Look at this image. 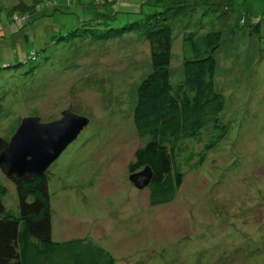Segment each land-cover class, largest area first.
<instances>
[{"label":"rangeland","instance_id":"1","mask_svg":"<svg viewBox=\"0 0 264 264\" xmlns=\"http://www.w3.org/2000/svg\"><path fill=\"white\" fill-rule=\"evenodd\" d=\"M19 1L31 0H0V136L8 141L23 117L57 119L67 103L88 118L44 172L50 238L90 239L114 264H264V0H229L220 15L223 4L206 11L199 3L169 22L170 83L183 76L182 31L221 33L214 88L227 131L163 205H150L126 170L137 144L135 87L150 69L147 43L138 30L91 38L152 6L40 0L36 19L10 24L4 9ZM105 10L113 15L93 18ZM3 176L4 204L15 208Z\"/></svg>","mask_w":264,"mask_h":264},{"label":"trees","instance_id":"2","mask_svg":"<svg viewBox=\"0 0 264 264\" xmlns=\"http://www.w3.org/2000/svg\"><path fill=\"white\" fill-rule=\"evenodd\" d=\"M68 1L64 0L65 3ZM116 1L121 0H90V3L105 8ZM38 2L40 0H31L28 4L19 1L5 8L9 23L36 19L41 14H36V8L40 7ZM54 2L57 3L56 0ZM226 2L229 0H140L139 5L148 4L152 8L141 13L138 20L112 28V33L104 29L91 35L95 40H102L108 35L138 30L147 43L150 69L135 87L131 123L137 144L126 170L129 175L144 167L150 169L151 178L142 187L147 190L150 205L172 201L184 174L199 165L206 152L227 131L226 125L219 121L224 98L214 88V53L220 46L221 33L218 30L182 31L180 52L183 76L170 83L169 22L187 15L186 12L199 3L205 5L206 11H216L223 4L219 15L224 14L228 10ZM56 9L61 8L57 6ZM111 15L112 11L105 10L95 12L93 18ZM255 22L253 20V24ZM68 34L70 37L78 36L72 32ZM0 39H3L1 34ZM6 142L0 136V150ZM188 143L191 146L198 143L199 149L192 151ZM0 171L14 186L16 197L15 208L6 207L3 199L7 188L0 182V264H114L111 254L90 239L54 241L50 238L45 171L40 175H5L2 165Z\"/></svg>","mask_w":264,"mask_h":264},{"label":"water","instance_id":"3","mask_svg":"<svg viewBox=\"0 0 264 264\" xmlns=\"http://www.w3.org/2000/svg\"><path fill=\"white\" fill-rule=\"evenodd\" d=\"M88 123V118L71 110L67 104L57 119L41 121L36 115L23 117L0 150V165L5 175L24 173L40 175L75 139ZM151 171L144 167L128 175V180L141 189L149 182Z\"/></svg>","mask_w":264,"mask_h":264},{"label":"bare ground","instance_id":"4","mask_svg":"<svg viewBox=\"0 0 264 264\" xmlns=\"http://www.w3.org/2000/svg\"><path fill=\"white\" fill-rule=\"evenodd\" d=\"M142 189V188H141Z\"/></svg>","mask_w":264,"mask_h":264}]
</instances>
